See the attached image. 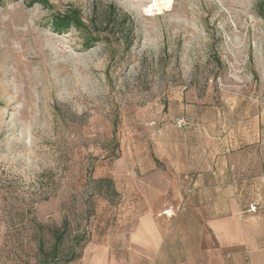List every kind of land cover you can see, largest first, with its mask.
Returning a JSON list of instances; mask_svg holds the SVG:
<instances>
[{
    "label": "rangeland",
    "instance_id": "obj_1",
    "mask_svg": "<svg viewBox=\"0 0 264 264\" xmlns=\"http://www.w3.org/2000/svg\"><path fill=\"white\" fill-rule=\"evenodd\" d=\"M260 7L264 0H2L0 264H54L40 261L38 247L50 250L65 220L64 254L121 240L141 206L132 168L145 162L151 126L180 100H210L224 120L254 103L264 117ZM64 16L79 28L52 29ZM103 178L117 195L106 184L99 193Z\"/></svg>",
    "mask_w": 264,
    "mask_h": 264
},
{
    "label": "crops",
    "instance_id": "obj_2",
    "mask_svg": "<svg viewBox=\"0 0 264 264\" xmlns=\"http://www.w3.org/2000/svg\"><path fill=\"white\" fill-rule=\"evenodd\" d=\"M241 103V102H240ZM225 114L210 100H180L144 147L140 209L121 240L89 243L82 264H264V117ZM187 126L179 128L175 121ZM137 176V175H136ZM135 183H137L135 181ZM167 202L177 208L169 221ZM258 204L257 212L250 211Z\"/></svg>",
    "mask_w": 264,
    "mask_h": 264
},
{
    "label": "trees",
    "instance_id": "obj_3",
    "mask_svg": "<svg viewBox=\"0 0 264 264\" xmlns=\"http://www.w3.org/2000/svg\"><path fill=\"white\" fill-rule=\"evenodd\" d=\"M2 0H0L1 2ZM39 3V2H38ZM260 15L264 18V11L260 7L258 9ZM79 23L74 16H64V17H56L51 22V27L58 33H64L67 29L70 28H79ZM98 186L99 193L101 192V185L106 184L109 188H111V193L113 195H117V191L114 189V182L111 179L103 178L99 180H95ZM69 233L68 223L65 220L60 226L53 228L52 230V238L54 243L50 250H47L43 244V241H40L38 247V256L40 257V261L45 263L48 258H51L52 263L60 264V263H69L81 257L82 251L84 247L77 252L76 249L71 250L68 254H64L61 251V245L65 240V236ZM50 263V262H49ZM47 263V264H49Z\"/></svg>",
    "mask_w": 264,
    "mask_h": 264
},
{
    "label": "built area",
    "instance_id": "obj_4",
    "mask_svg": "<svg viewBox=\"0 0 264 264\" xmlns=\"http://www.w3.org/2000/svg\"><path fill=\"white\" fill-rule=\"evenodd\" d=\"M175 124L179 128H184L187 126V121L183 119H177L175 121ZM260 209V206L258 204H251L250 205V211L251 212H257ZM160 215L166 218L167 220L171 221L176 218L177 216V208L174 203L167 202L161 209Z\"/></svg>",
    "mask_w": 264,
    "mask_h": 264
},
{
    "label": "bare ground",
    "instance_id": "obj_5",
    "mask_svg": "<svg viewBox=\"0 0 264 264\" xmlns=\"http://www.w3.org/2000/svg\"><path fill=\"white\" fill-rule=\"evenodd\" d=\"M156 2V1H155ZM161 9V8H160Z\"/></svg>",
    "mask_w": 264,
    "mask_h": 264
}]
</instances>
